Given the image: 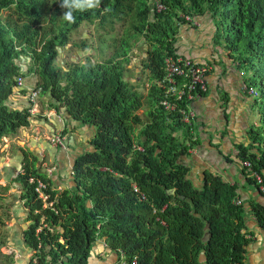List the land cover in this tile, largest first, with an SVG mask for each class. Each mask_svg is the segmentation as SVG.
<instances>
[{"label":"trees","instance_id":"1","mask_svg":"<svg viewBox=\"0 0 264 264\" xmlns=\"http://www.w3.org/2000/svg\"><path fill=\"white\" fill-rule=\"evenodd\" d=\"M160 1L164 9L157 12L148 0H100L97 8L74 12L76 21L70 24L62 18L61 0H0V12L12 7L0 18V138L27 126L31 116L30 103L16 107L10 100L13 91L25 89L15 80L24 76L23 65L15 62L20 56L29 60L25 72H34V88L49 98L50 106L91 132L86 145L70 154L69 183L59 190L47 186L49 176L38 169L36 158L20 149L13 181L29 221L22 234L24 245L35 250L31 264H90L96 240L113 257L121 253L135 264H243L252 229L264 236V196L245 205L235 185L220 174L204 170L199 177L190 175L183 159L198 138L191 140L176 114L158 104L160 90L153 83L162 76L163 57L177 55L174 42L178 24L185 23L182 15H207L214 40L240 70H251L243 81L257 92L261 124L250 126L248 141L236 146V156L245 170H240L244 183L260 192L264 0ZM84 21L94 24L100 44L117 21H126L127 28L111 40L106 58L91 61L85 55L57 65L58 48ZM142 45L140 64L148 83L143 102L124 76L128 52ZM142 103L144 119L136 112ZM56 179L58 185L61 179ZM37 181L44 184V200L34 190ZM234 197L239 204L232 202ZM60 257L65 260L54 262Z\"/></svg>","mask_w":264,"mask_h":264},{"label":"crops","instance_id":"2","mask_svg":"<svg viewBox=\"0 0 264 264\" xmlns=\"http://www.w3.org/2000/svg\"><path fill=\"white\" fill-rule=\"evenodd\" d=\"M195 18H197L198 25L178 24L174 42L175 51L177 55L191 58L198 63L209 64L210 70L204 74L205 92L192 100V108L195 112L192 130L195 137L198 138V145L188 149L189 157L187 159L184 158L183 161L188 163L187 165L190 167L189 173L193 177H199L204 170H211L220 174L224 180L235 185L236 194L240 192L242 202L247 205L255 198L260 199L264 196V192H258L255 185L244 183L240 173L242 167L240 168L239 160L236 156V146L239 143L245 144L248 141L250 126L257 127L261 124L257 102L240 90V83L248 77L247 71L251 72V70H240L234 60L228 57L223 45L218 44L214 40V29L207 15ZM44 99L48 107L46 109H51L52 111L49 114L51 127L47 122H43L47 130H50L49 137L61 134L62 129L76 126L74 122L67 118L61 108L56 110L50 106L47 96ZM11 101L16 107L27 104V102L23 101H18L17 103L14 100ZM43 112L46 113V110ZM34 116L36 118L33 120L37 122L44 120V116L39 114ZM74 130L79 136L73 132H70V137L68 138L61 134L63 142L66 144L62 148L54 146L49 140L38 143L39 145L41 143L46 145L45 153L47 154L49 151L48 155L50 159H54L57 163V169H61L62 164L68 159L67 168L59 170L61 174H65L66 178H69L70 173V154L82 149L84 146L78 147L81 143L78 141L85 138L86 145L91 135L90 130L85 126H77ZM30 153L36 158L37 166L36 154L34 152ZM15 161L12 164L13 167L21 164L19 156H17ZM15 163L17 165H14ZM18 168L20 169V165ZM242 171L243 173L245 172L244 169ZM45 173L55 178L54 173H51V175L47 172ZM66 180L69 182V179ZM60 181L59 184H62ZM247 222L250 223V221ZM106 251H104L101 241L100 244L99 241L94 242L89 263L111 264L114 257L107 249ZM100 253L109 254H105L107 256L103 261L93 257ZM243 264H264V236L259 233L256 227L252 229L250 242L245 247Z\"/></svg>","mask_w":264,"mask_h":264},{"label":"rangeland","instance_id":"3","mask_svg":"<svg viewBox=\"0 0 264 264\" xmlns=\"http://www.w3.org/2000/svg\"><path fill=\"white\" fill-rule=\"evenodd\" d=\"M12 7H8L0 12V18L8 15L12 12ZM127 28L126 21H117L115 23L113 31H111L108 35L103 37V44L98 42L97 32L95 31L94 24H88L87 22H81L78 27L71 31L69 34V43L66 44L62 48H58V54L55 58V63L57 65L65 66L69 61H79L84 58L85 55H89L91 60H100V58H106L112 51L111 40L118 39L121 36L122 32ZM140 42V41H139ZM111 45V46H110ZM221 46V45H220ZM101 49H98L100 48ZM144 46H132L130 51L128 52V62L125 66L124 76L130 81L131 84L135 87V89L139 92L143 97L147 91V76L145 71L141 68L140 59L143 56L142 51ZM102 51V54H100ZM16 63L23 65V73L22 77V86L29 90L34 87L36 82V76L34 72H28L26 68L29 67L30 62L25 56H20L19 59L15 60ZM248 76L251 75L250 71L246 73ZM15 90L10 96V100L23 101L28 102V94L26 90ZM45 98L46 95L38 94L35 102L36 107H34V114L31 115L29 119V124L27 127L19 128L14 134L2 136L0 138V264H31L34 262L35 257L33 256L35 250L26 247L23 243V234L22 231L27 227L29 221L26 220V210L22 205V200H19L18 194L19 191L16 190L17 184L13 181L14 176L19 170V165L15 167L12 164L19 156V161L22 159L21 150L27 152H34L37 157V166L39 170H43L51 175V173L55 174V178L49 176L47 178V186L55 189H62L68 185V181L66 179L65 174H61L59 170H64L68 166V159L64 164H62L61 169H57V163L54 159H50L49 151L46 154V145H39L38 143L41 141L48 140L49 131L44 126L43 122H47L51 127L50 116L49 114L52 112L51 109L46 106ZM14 98V99H13ZM253 98V97H251ZM256 98V97H255ZM254 98V99H255ZM48 104V102H47ZM258 106V105H257ZM46 110V113L43 111ZM144 106L138 109L136 112L140 115L142 119H144L143 111ZM36 111V112H35ZM35 114H39L40 116H44V120L41 122H37L33 119L36 118ZM49 116V117H48ZM65 128L61 130V134L64 136L70 137V132L75 133L74 128ZM136 128H139V125H136ZM76 135L78 133H75ZM73 136V135H72ZM79 136V135H77ZM85 138L79 140L80 146L76 144L78 147L85 146ZM66 144H64L65 146ZM21 149V150H20ZM20 150V151H19ZM27 156H31V155ZM61 179L62 184L57 185L55 183V179ZM47 205L46 203L43 206ZM43 226V225H42ZM41 226L36 228L38 231ZM51 231V229L49 230ZM100 240H96L95 242ZM105 252L106 249H104ZM109 254V253H105ZM103 253L96 254L93 256L94 258L103 261L106 259V256ZM61 260H65L64 257H60L54 260V262L58 263Z\"/></svg>","mask_w":264,"mask_h":264},{"label":"built area","instance_id":"4","mask_svg":"<svg viewBox=\"0 0 264 264\" xmlns=\"http://www.w3.org/2000/svg\"><path fill=\"white\" fill-rule=\"evenodd\" d=\"M148 3L155 11H161L164 9V5L160 0H148ZM182 18L193 25H198V22L189 15H182ZM163 73L160 79L153 81L156 87L160 90L161 98L158 101L159 105L168 112L176 114V118L186 126V130L192 134L191 140H195V134L192 130L193 123L195 121V112L192 108V100L197 96L198 91L206 90V83L204 74L210 70V66L206 63H198L188 57L181 55H166L162 61ZM16 84L19 87L22 86V77L17 76L15 78ZM245 83V82H244ZM240 83V90L246 95L255 96L256 91L253 87ZM28 99L34 105V100L38 93V88H31L28 90ZM33 107L29 109L32 113ZM50 143L54 146L64 147L63 137L61 134L51 136L49 138ZM242 165L248 167L247 162H242ZM257 182L259 178L256 174ZM44 184L37 181L34 190L37 192V196L44 200L46 195L43 193ZM131 189L135 192L140 199L144 198V195L137 189L134 184H131ZM261 192L264 189L260 187ZM234 204H239V199L234 197L232 199ZM102 247L105 246L102 240ZM111 264H135L134 258L127 262L121 253L119 256H115Z\"/></svg>","mask_w":264,"mask_h":264},{"label":"clouds","instance_id":"5","mask_svg":"<svg viewBox=\"0 0 264 264\" xmlns=\"http://www.w3.org/2000/svg\"><path fill=\"white\" fill-rule=\"evenodd\" d=\"M100 4V0H61V3H60V7L62 9H64L65 11H63L62 13V18L63 20H65L66 22L68 23H75L76 21V17L74 15V12L76 11H86V10H89V9H94V8H97ZM155 11V10H154ZM181 15V14H180ZM189 15V14H187ZM191 16V15H189ZM193 17L196 21H197V18H195L194 16H191ZM198 22V21H197ZM185 23L187 24H190L189 22L185 21ZM193 25V24H191ZM191 59V58H190ZM91 60V59H90ZM193 60V59H192ZM93 61V60H91ZM207 64V63H206ZM209 65V64H208ZM210 66V65H209ZM163 68V67H162ZM244 83V81H242ZM35 86V85H34ZM147 86H148V83H147ZM252 87V86H251ZM34 88V87H33ZM254 88V87H253ZM255 89V88H254ZM26 90V89H25ZM256 91V90H255ZM27 94L29 93L28 90H26ZM39 93H37L38 95ZM250 96V95H248ZM257 96V92H256V95L255 96H250V97H253L255 98ZM37 97V96H36ZM36 99V98H35ZM28 102L27 103H30V108H34L36 107V105H32V103L29 101V99L27 100ZM34 103L35 100H34ZM159 104V103H158ZM29 108V109H30ZM36 112V111H35ZM34 114V112L30 113V115ZM49 140V138H48ZM105 248V247H104Z\"/></svg>","mask_w":264,"mask_h":264}]
</instances>
